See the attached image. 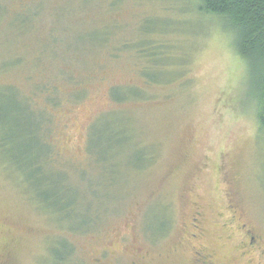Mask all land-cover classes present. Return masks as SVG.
<instances>
[{"label": "rangeland", "instance_id": "rangeland-1", "mask_svg": "<svg viewBox=\"0 0 264 264\" xmlns=\"http://www.w3.org/2000/svg\"><path fill=\"white\" fill-rule=\"evenodd\" d=\"M251 89L231 34L197 0H0V140L15 136L0 146V264H53L62 240L65 264H264ZM24 105L44 115L47 167L78 190L87 231H69L78 219L36 201L13 166ZM111 134L99 162L90 149Z\"/></svg>", "mask_w": 264, "mask_h": 264}, {"label": "trees", "instance_id": "trees-1", "mask_svg": "<svg viewBox=\"0 0 264 264\" xmlns=\"http://www.w3.org/2000/svg\"><path fill=\"white\" fill-rule=\"evenodd\" d=\"M197 1L198 13L214 16L220 21L222 28L231 34L235 52L244 60L247 66L248 80L258 104V122L260 129L264 132V0ZM143 75L148 83H155L157 80H155V76L152 78L149 72H145ZM19 98L22 99V97ZM16 101L18 102L17 99ZM24 106V111L28 117L24 119L25 122H21L23 130L17 136L22 141V145L15 152V157H13V154L12 156L9 155L13 166L16 167L21 176L23 174L26 187L33 192L36 201L45 204L54 215L59 216L60 220L78 219L71 224L69 231L76 232L83 231V229L87 231L85 226L88 223V220H86L88 216L86 213L82 214L77 210L78 190L73 185L66 183L63 174L55 173L47 167L49 147L43 144L38 137L40 123L43 121L44 115L39 114L37 116L26 105ZM11 136L0 140V146L13 145L15 138L13 140L11 138L15 136ZM109 138V145L103 146L102 151L99 152L100 146L95 147V150L94 147L90 149L91 152H95L98 159L102 160L99 162H107L106 155H108V151L119 139L113 134ZM143 157L141 153L137 152L136 158ZM103 164L108 166L106 172H112L111 167L113 165ZM134 166L140 167L139 163ZM91 186L92 184L88 185V188L91 189L93 187ZM163 221L161 217L157 216L149 228L147 226L146 229H150L154 236L163 235L166 227V223ZM72 251L73 248L70 244L63 240L58 241L50 249L52 263L65 264Z\"/></svg>", "mask_w": 264, "mask_h": 264}, {"label": "flooded vegetation", "instance_id": "flooded-vegetation-1", "mask_svg": "<svg viewBox=\"0 0 264 264\" xmlns=\"http://www.w3.org/2000/svg\"><path fill=\"white\" fill-rule=\"evenodd\" d=\"M197 220L194 218L192 220V222L194 223L193 224V228H195V222ZM242 231L246 234L247 238H248V241H247V244H244L242 246V250L243 251H247L248 249H255V247H258L259 246V240L258 238L254 235V232H252L250 229H246V226L245 225H242ZM194 235H192L193 237ZM203 264L206 263V261L203 260Z\"/></svg>", "mask_w": 264, "mask_h": 264}]
</instances>
